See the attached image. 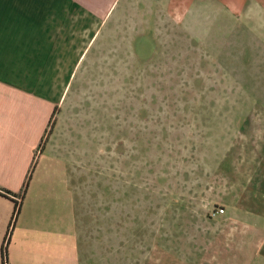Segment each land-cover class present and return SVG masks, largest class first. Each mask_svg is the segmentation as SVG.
<instances>
[{"label": "rangeland", "instance_id": "374dc122", "mask_svg": "<svg viewBox=\"0 0 264 264\" xmlns=\"http://www.w3.org/2000/svg\"><path fill=\"white\" fill-rule=\"evenodd\" d=\"M180 9L153 6L135 48L88 57L43 136L55 131L99 237L124 223H264V45L232 12L197 24Z\"/></svg>", "mask_w": 264, "mask_h": 264}, {"label": "crops", "instance_id": "0c3cea01", "mask_svg": "<svg viewBox=\"0 0 264 264\" xmlns=\"http://www.w3.org/2000/svg\"><path fill=\"white\" fill-rule=\"evenodd\" d=\"M162 4L197 24L232 12L264 45V0H0V264L5 248L9 264H264V223H124L99 237L55 131L41 146L88 57L135 48Z\"/></svg>", "mask_w": 264, "mask_h": 264}, {"label": "trees", "instance_id": "16d2710c", "mask_svg": "<svg viewBox=\"0 0 264 264\" xmlns=\"http://www.w3.org/2000/svg\"><path fill=\"white\" fill-rule=\"evenodd\" d=\"M4 258H5V263L4 264H9V260H8V256H7V251H6V248L4 250Z\"/></svg>", "mask_w": 264, "mask_h": 264}]
</instances>
